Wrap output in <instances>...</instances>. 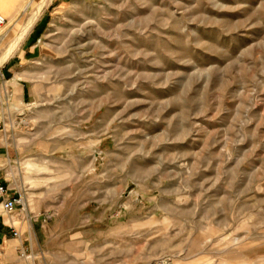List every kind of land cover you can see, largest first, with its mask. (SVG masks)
I'll return each mask as SVG.
<instances>
[{"label": "rangeland", "instance_id": "374dc122", "mask_svg": "<svg viewBox=\"0 0 264 264\" xmlns=\"http://www.w3.org/2000/svg\"><path fill=\"white\" fill-rule=\"evenodd\" d=\"M34 13L16 183L91 239L52 264H264V0H0V67Z\"/></svg>", "mask_w": 264, "mask_h": 264}, {"label": "crops", "instance_id": "0c3cea01", "mask_svg": "<svg viewBox=\"0 0 264 264\" xmlns=\"http://www.w3.org/2000/svg\"><path fill=\"white\" fill-rule=\"evenodd\" d=\"M44 26L45 23L39 20L20 47L0 67L3 86L0 103V182L10 194L21 197L24 194L20 192L21 186L16 183L17 171L21 173L28 164L37 161L36 156L32 157V148L37 147L36 141L26 138L24 127L21 126H24L28 117L34 115L30 107L34 102L40 76L34 61L41 52L37 41ZM23 200L24 206L12 214L0 211V264H52L59 259L62 249L60 244L80 245L91 242L88 237L74 231H60L58 225L51 232L48 230V221L53 222L55 218L43 217L38 207L28 210ZM13 231L17 232L16 237L12 235ZM51 243L54 247L45 248V244Z\"/></svg>", "mask_w": 264, "mask_h": 264}, {"label": "built area", "instance_id": "2783aa9c", "mask_svg": "<svg viewBox=\"0 0 264 264\" xmlns=\"http://www.w3.org/2000/svg\"><path fill=\"white\" fill-rule=\"evenodd\" d=\"M6 24V20L0 16V27ZM2 93H3V86L2 82L0 81V103L2 102ZM24 206L23 197L20 195H12L9 193L7 187L0 182V211L5 214H12L18 208H22ZM1 216H0V224H1ZM14 237L17 236V232H12ZM0 257H1V250H0ZM153 264H170L168 259H159L153 262Z\"/></svg>", "mask_w": 264, "mask_h": 264}, {"label": "bare ground", "instance_id": "6f19581e", "mask_svg": "<svg viewBox=\"0 0 264 264\" xmlns=\"http://www.w3.org/2000/svg\"><path fill=\"white\" fill-rule=\"evenodd\" d=\"M37 16H38V14L34 13L32 16H30L28 18L25 25L22 27V30H21L22 32L20 33L21 34L20 38L15 40L11 44V47L16 46L19 43V41H21L23 39V37L29 32V30L32 28L34 22L36 21ZM13 49L14 48H9V49H7V51L5 50L6 52H4L2 59H1L2 62H5L12 55V52L14 51Z\"/></svg>", "mask_w": 264, "mask_h": 264}]
</instances>
